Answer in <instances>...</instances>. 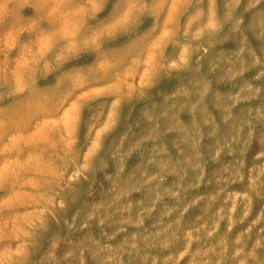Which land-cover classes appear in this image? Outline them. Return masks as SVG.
I'll list each match as a JSON object with an SVG mask.
<instances>
[{
	"label": "rangeland",
	"instance_id": "rangeland-1",
	"mask_svg": "<svg viewBox=\"0 0 264 264\" xmlns=\"http://www.w3.org/2000/svg\"><path fill=\"white\" fill-rule=\"evenodd\" d=\"M0 264H264V0H0Z\"/></svg>",
	"mask_w": 264,
	"mask_h": 264
}]
</instances>
